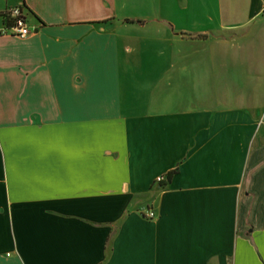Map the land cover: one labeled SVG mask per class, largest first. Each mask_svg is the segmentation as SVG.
<instances>
[{"label": "crops", "instance_id": "obj_1", "mask_svg": "<svg viewBox=\"0 0 264 264\" xmlns=\"http://www.w3.org/2000/svg\"><path fill=\"white\" fill-rule=\"evenodd\" d=\"M0 264H264V0H0Z\"/></svg>", "mask_w": 264, "mask_h": 264}, {"label": "rangeland", "instance_id": "obj_2", "mask_svg": "<svg viewBox=\"0 0 264 264\" xmlns=\"http://www.w3.org/2000/svg\"><path fill=\"white\" fill-rule=\"evenodd\" d=\"M193 48H196L197 50L195 51L196 53L193 52V54H191L192 52H188L187 56H183L182 58V63L183 64H188L190 63V59L193 58V62H197L199 65V72H198V76L196 78L193 79V90L192 92L190 91H185L183 93V97H190L191 95L194 98H205L208 93L206 92L207 90V82H206V78H204V74H205V65H206V60H207V52H206V45L205 44H198V45H193ZM179 52H182L184 55L187 53V47L186 45H182V47H179ZM191 55V56H190ZM196 59V60H195ZM201 70H204L201 71ZM187 75V72L183 71V76L185 77ZM191 96V97H192Z\"/></svg>", "mask_w": 264, "mask_h": 264}, {"label": "built area", "instance_id": "obj_3", "mask_svg": "<svg viewBox=\"0 0 264 264\" xmlns=\"http://www.w3.org/2000/svg\"><path fill=\"white\" fill-rule=\"evenodd\" d=\"M6 19V25L4 32H8L13 36L24 38L30 34V30L25 22V16L21 6H15L12 9L7 10L3 13ZM161 179H158L160 181ZM147 218L151 219L154 217V213L149 211Z\"/></svg>", "mask_w": 264, "mask_h": 264}, {"label": "trees", "instance_id": "obj_4", "mask_svg": "<svg viewBox=\"0 0 264 264\" xmlns=\"http://www.w3.org/2000/svg\"><path fill=\"white\" fill-rule=\"evenodd\" d=\"M3 19L6 21L4 14H2ZM173 171L168 172L167 177L169 178L172 175Z\"/></svg>", "mask_w": 264, "mask_h": 264}]
</instances>
